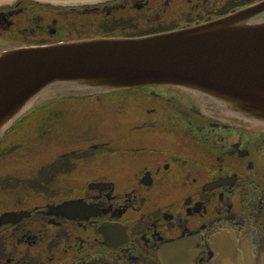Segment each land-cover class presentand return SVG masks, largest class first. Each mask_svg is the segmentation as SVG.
I'll list each match as a JSON object with an SVG mask.
<instances>
[{"label": "flooded vegetation", "instance_id": "obj_1", "mask_svg": "<svg viewBox=\"0 0 264 264\" xmlns=\"http://www.w3.org/2000/svg\"><path fill=\"white\" fill-rule=\"evenodd\" d=\"M257 1L105 0L73 7L17 0L0 6V40L141 36ZM66 15L77 22L67 26ZM92 16L100 22L84 25ZM64 27L74 35L66 37ZM106 96L117 97L121 114L103 132L96 126L84 143L67 131L65 145L54 138L46 144L52 125L35 134L14 128L0 141V201L14 202L0 208V264H264V131L204 116L190 95L166 85ZM12 134L31 139L14 141ZM21 149L28 165H39L27 178L2 161ZM82 159H92V168L81 171Z\"/></svg>", "mask_w": 264, "mask_h": 264}, {"label": "water", "instance_id": "obj_2", "mask_svg": "<svg viewBox=\"0 0 264 264\" xmlns=\"http://www.w3.org/2000/svg\"><path fill=\"white\" fill-rule=\"evenodd\" d=\"M15 1L0 0V6ZM31 1L77 6L105 0ZM143 85L176 88L190 95L204 116L264 131V0L141 36L40 45L0 40V140L15 121L51 100Z\"/></svg>", "mask_w": 264, "mask_h": 264}, {"label": "rangeland", "instance_id": "obj_3", "mask_svg": "<svg viewBox=\"0 0 264 264\" xmlns=\"http://www.w3.org/2000/svg\"><path fill=\"white\" fill-rule=\"evenodd\" d=\"M36 8H38V6ZM39 9L43 10L44 8L41 7ZM64 21L67 23V26L71 25L72 21L77 22L75 17L70 15L68 16L66 15ZM83 22L84 25L93 26L98 22H100V19H97L93 16L85 17ZM84 28H88V26ZM64 32L66 37H70V35L71 36L74 35V33L70 32L69 29L66 27H64ZM33 36L38 38L37 35H33ZM99 97L105 99L103 105L98 104V100L96 96L85 97V98H78V96H71L62 99L58 102L56 101L54 103H50L46 106H43L33 111L24 118L22 116L20 120L21 123L20 124L18 123V125L14 126L12 129L15 128L19 132H23V133L31 132L32 134L36 132V130L43 131L46 128L50 130V127L48 128L47 126L52 125V129H54V131L52 132L53 134H51L52 136H50L49 139L47 140L46 144L50 139L54 138V144L58 139L62 141L65 145L66 142L70 139L68 136L71 135V134H67V131L77 132V134H79L78 142L84 143V141L88 140L89 136H92V131L95 130L96 126H98L97 127L98 131L103 132L104 125L107 122L114 120L118 114H121V111L120 112L117 111L119 107L118 104L116 103L117 97L115 98V96H111L112 98H108L109 96L106 95ZM130 99L131 98L125 101L126 104L130 103ZM123 113L125 114L127 113L125 108ZM133 113L139 114L136 111H134ZM125 116H128V113ZM26 138L27 137L25 136L23 138L20 135H14V134H12L11 136V140L20 141L23 143L25 141L28 142L31 139V138H27V139ZM42 144L44 145L43 141ZM49 144H52V141ZM71 147L73 146L71 145ZM16 152H19V154L16 155L15 153L10 154L15 156H13V158L9 157L8 160H2L3 163L8 166L14 165L13 170L14 171L16 170V173H18L19 176L24 178L29 177V174L36 173L37 171L36 169L39 167V165H28L26 162L29 160V157L27 158L26 156L27 154L23 156L24 153L23 149L16 150ZM18 156L20 157L17 158ZM36 157L37 155H33L32 157H30V159L34 161L28 163L29 164L34 163L35 160L42 159L44 157V154L39 155L37 159ZM81 162H83V164H81L80 167L81 171L84 169L86 165H90V167L92 168V159L87 161L82 159ZM13 204H14L13 199L1 198L0 208L12 207Z\"/></svg>", "mask_w": 264, "mask_h": 264}]
</instances>
